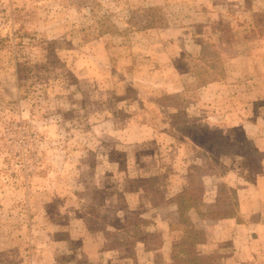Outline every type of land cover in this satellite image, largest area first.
<instances>
[{"label": "rangeland", "instance_id": "1", "mask_svg": "<svg viewBox=\"0 0 264 264\" xmlns=\"http://www.w3.org/2000/svg\"><path fill=\"white\" fill-rule=\"evenodd\" d=\"M259 54L264 0H0V264H176L173 196L224 185L196 252L264 264Z\"/></svg>", "mask_w": 264, "mask_h": 264}, {"label": "trees", "instance_id": "2", "mask_svg": "<svg viewBox=\"0 0 264 264\" xmlns=\"http://www.w3.org/2000/svg\"><path fill=\"white\" fill-rule=\"evenodd\" d=\"M196 80H198L197 75ZM215 80L216 79L210 77L206 80H200L196 88ZM224 187L225 191L227 193L230 192L232 199H234L232 204L222 205L220 203L221 197H218L213 203H207L203 199L202 190L196 187L180 191L173 196L171 202L178 211L176 229L180 231L176 264H214L212 256L202 257L196 252V247L206 241V236L204 230L197 228L193 222H191L188 213L190 211H194L198 220L202 221L235 217L238 208L236 191L232 188H227L225 185ZM136 233L133 234L134 237L138 235ZM150 236H156V234H152ZM159 244L160 243L158 242V245Z\"/></svg>", "mask_w": 264, "mask_h": 264}, {"label": "crops", "instance_id": "3", "mask_svg": "<svg viewBox=\"0 0 264 264\" xmlns=\"http://www.w3.org/2000/svg\"><path fill=\"white\" fill-rule=\"evenodd\" d=\"M256 55H258L256 53ZM261 56H253L254 58L252 59V61L254 63H256L257 61H259L260 63L264 62V56L263 54H259ZM255 100L252 104L256 105L255 104ZM261 107L258 109L260 110ZM246 123H244L245 125ZM247 124H249L247 122ZM249 126H251L249 124ZM252 126L254 128V131L252 130V134L250 136H248V138H250V143H251V148H252V151L253 153L262 158V164H263V167H262V171H257L258 173V178L255 180L254 183H256L255 185H251L253 186V193H259V194H262L260 196V198H258V196L256 195H252L251 197H244V196H240V194L238 193V199H239V207H240V215H243L242 213V207L244 208H247V207H250V209L253 210L254 207H264V119H257V120H253L252 121ZM244 195V194H243ZM247 212V211H246ZM249 212V210H248ZM257 211H255L254 213H252L251 215L252 216H256L257 217ZM262 211L260 212V214L258 213V217L256 219H251L249 222H251L252 224L249 226L252 227L254 226L255 227V224H257L259 222V220L261 219V217L263 216L262 215ZM239 217V216H238ZM253 217V218H254ZM235 219H238V218H235ZM210 221H213V220H210ZM205 223V221H202V223ZM217 223V226H216V229H219V230H215V231H210L207 235V233L205 234L206 236V241L204 244H209V240L210 238L208 236H212V233H216V232H220L221 228H226L224 230H222L221 232L223 233V235H226V236H230V238L233 236V234H235L237 231L240 232L242 230H245V227H243L244 225H242L241 223L240 224H236L232 219H223V220H218V221H214ZM257 222V223H256ZM239 223V222H238ZM260 223V222H259ZM251 229V228H250ZM252 231V230H251ZM252 236H255L252 234ZM210 247V246H209ZM208 247V248H209Z\"/></svg>", "mask_w": 264, "mask_h": 264}]
</instances>
